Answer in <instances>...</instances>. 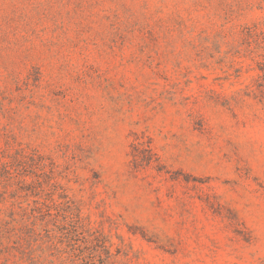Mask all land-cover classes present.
Listing matches in <instances>:
<instances>
[{
  "label": "rangeland",
  "instance_id": "374dc122",
  "mask_svg": "<svg viewBox=\"0 0 264 264\" xmlns=\"http://www.w3.org/2000/svg\"><path fill=\"white\" fill-rule=\"evenodd\" d=\"M262 69L264 0H0V264H264Z\"/></svg>",
  "mask_w": 264,
  "mask_h": 264
},
{
  "label": "trees",
  "instance_id": "16d2710c",
  "mask_svg": "<svg viewBox=\"0 0 264 264\" xmlns=\"http://www.w3.org/2000/svg\"><path fill=\"white\" fill-rule=\"evenodd\" d=\"M262 71H264V69H262ZM139 146H142V145H139ZM27 159L28 157L18 154L17 158L14 160L16 162V169L14 171L16 172L18 176L16 183L19 185V190L25 193V195L29 193L31 197H39V193L42 191L40 187L37 186L33 182L26 181V178L28 177V175L31 174V172L26 170L27 169L26 167L30 168V166L26 164ZM4 167L7 168V166H4ZM8 174H10V172H8ZM32 186H35L34 189H32ZM33 203L35 205L38 204L37 201H34ZM19 210H20V213L15 212L13 204L10 205V207L6 209L0 208V217L2 216V218L0 219V233L3 234L4 236L9 237L10 236L9 234L13 232L14 229H15L14 231L15 235H17V231H18L19 232L18 238L23 237L21 238V241L25 242L26 244V246L22 244L24 248L23 250L20 251L22 255V259L26 258V260L28 261H31L32 259L34 261L35 259L36 261L37 259H40L39 257L34 256L36 249L33 248L34 247L33 243L37 241V234L35 233L34 229L30 225H28V221L31 218L35 219L36 216L34 215V213L36 212V210H38V208L35 207L34 209H31L32 213L29 216H27L25 209L19 208ZM17 224L19 225L18 229L16 226ZM31 225H32V222H31ZM10 226L12 227L11 229L9 228ZM0 254H2L4 257L3 262L4 263L8 262V259H7L8 258L7 256L9 255L8 249L2 250ZM89 258L90 260L86 262V264H95L93 262V256ZM99 264H103V262L99 261Z\"/></svg>",
  "mask_w": 264,
  "mask_h": 264
}]
</instances>
